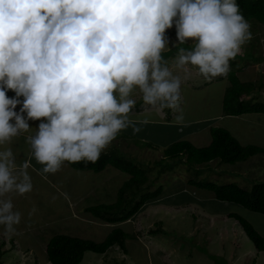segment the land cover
I'll list each match as a JSON object with an SVG mask.
<instances>
[{
	"label": "clouds",
	"instance_id": "1",
	"mask_svg": "<svg viewBox=\"0 0 264 264\" xmlns=\"http://www.w3.org/2000/svg\"><path fill=\"white\" fill-rule=\"evenodd\" d=\"M173 24L178 43L194 42L178 49L176 66L212 78L227 75L260 23L246 20L236 0H0V225L7 234L23 213L3 197L33 189L31 161L17 165L14 138L28 133L31 157L54 174L67 162L95 163L121 131H140L129 115L134 91L147 105L178 109L181 78L162 56ZM254 62L264 63L246 65ZM183 121L182 112L175 116Z\"/></svg>",
	"mask_w": 264,
	"mask_h": 264
},
{
	"label": "rangeland",
	"instance_id": "2",
	"mask_svg": "<svg viewBox=\"0 0 264 264\" xmlns=\"http://www.w3.org/2000/svg\"><path fill=\"white\" fill-rule=\"evenodd\" d=\"M250 31L253 38L230 61V71L236 72L240 80L254 83L247 98L254 95V101L264 102V78L259 74L264 72V63L246 65L250 59H264V25H253ZM165 34L168 47L162 56L173 74L181 78L178 109L160 110L158 105H147L141 93L134 91L136 106L129 115L134 123L141 119L135 123L140 131L134 133L132 127L121 131L103 151L118 148L117 152L145 169L148 180L136 199L159 185L163 186L162 192L134 219L114 225L130 234L125 240L126 251L114 246L104 254L87 252L81 264H264V251L256 250L239 222L227 214L245 219L262 236L264 215L234 202L217 200L211 191L188 183L203 180L250 190L255 184L264 183L263 153L236 163L213 160L199 165L180 161L179 157H167L158 163L164 158L162 149L172 141L187 140L196 147L206 146L211 140L209 127L215 125L230 129L243 146L264 148V114L245 115L248 122L241 120L240 124L230 118L218 121V114L223 113V96L230 85V71L226 76L205 78L195 66L177 67L178 49H191L194 42L188 39L184 44L178 43L175 24ZM8 96H14V92L9 90ZM181 112L184 121L177 124L175 116ZM23 141L24 138L17 137L13 144L23 145ZM144 142L159 147H147ZM129 177L112 166L94 173L72 169L65 163L54 174L42 172L39 183H34V193L28 197L15 200L10 193L6 194L3 198L17 201L23 217L14 226L13 234H7L0 225V264H50L45 246L58 233L102 241L113 226L92 217L85 208L116 201L118 189Z\"/></svg>",
	"mask_w": 264,
	"mask_h": 264
},
{
	"label": "trees",
	"instance_id": "3",
	"mask_svg": "<svg viewBox=\"0 0 264 264\" xmlns=\"http://www.w3.org/2000/svg\"><path fill=\"white\" fill-rule=\"evenodd\" d=\"M236 2L246 20H253L256 23L264 24V0H236ZM167 54L168 52H165V56ZM259 59L262 60L261 62H264V59ZM259 74L263 80L264 72L259 71ZM228 78L230 85L226 88L222 101L224 115L233 116L264 112L263 103L254 101V97L247 98L254 90L253 82L240 80L234 71L229 72ZM261 84L263 83L260 81ZM210 136L211 141L209 145L202 148L195 147L187 140L172 141L162 149L164 158L159 160L158 163L161 164L162 160H165L167 157L173 159L184 154H187L189 162L194 163L209 162L213 159H218L223 163H236L245 161L249 157L259 153L264 154V148L260 146L241 145L234 133L225 126L210 127ZM144 144L147 147H159L152 142H144ZM117 149L114 148L107 153H102L99 160L95 163L87 161L67 162L72 169L79 171L90 170L98 173L107 166H112L130 176L118 189L116 201L93 204L85 208V211L90 213L92 217L110 224L123 223L128 219H134L140 211L145 209V205L149 201L160 195L163 187L159 185L153 191L143 192L136 199L140 188L148 180V177L145 175V169H142L133 161L124 157L122 153L116 151ZM190 183L195 187L211 191L217 200L234 202L251 211L264 215V183L255 184L250 190L243 189L236 184L218 185L201 180H192ZM227 216L239 222L256 250L264 251V236L260 235L245 219L231 213H228ZM129 236L130 234L119 226H114L102 241H93L91 239L58 233L50 237L46 243V260L50 264H81L87 252L104 254L114 246H118L123 251H126L125 239Z\"/></svg>",
	"mask_w": 264,
	"mask_h": 264
},
{
	"label": "crops",
	"instance_id": "4",
	"mask_svg": "<svg viewBox=\"0 0 264 264\" xmlns=\"http://www.w3.org/2000/svg\"><path fill=\"white\" fill-rule=\"evenodd\" d=\"M225 118H229V117H224V118H221V119H225ZM238 118L239 117H236L238 124H240L239 122L241 120H242V122H248V121L244 120V118H240V119H238ZM39 122H40L39 120H36L33 124H30L29 123L30 128H32L33 131H34L35 129H37ZM26 135H28V133L22 134L21 136H19V138H24ZM23 143H24L23 145L22 144H18V143L17 144H13L12 143L10 146L12 147V150L15 153V161H16V163H17L18 166L21 163H23L25 160H30L31 161V165L32 166L28 169V173H29V175L31 177L33 189H32V191H30L28 193H25L23 195H20V194H18L16 192H10V194L13 195V197H14L15 200H20V198L23 199L25 197H28L29 194H33L34 193V190H35V187H36L34 183L35 182L39 183L38 177L42 174V168H43V165L37 163L35 161V159H33L31 157V149H30V146L25 141H23ZM39 192L40 191H37L36 190V193H39ZM27 201H29V199ZM16 202L17 201H15L14 203H16Z\"/></svg>",
	"mask_w": 264,
	"mask_h": 264
}]
</instances>
